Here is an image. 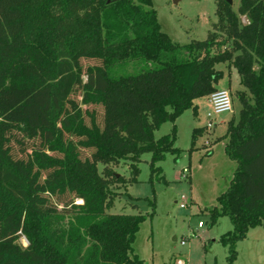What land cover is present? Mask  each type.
Listing matches in <instances>:
<instances>
[{
	"label": "trees",
	"instance_id": "1",
	"mask_svg": "<svg viewBox=\"0 0 264 264\" xmlns=\"http://www.w3.org/2000/svg\"><path fill=\"white\" fill-rule=\"evenodd\" d=\"M217 1L208 38L180 45L153 0H0V264H143L133 244L147 217L109 213L121 196L112 185L137 183L146 153L152 176L167 153L179 155L175 126L154 133L198 113L195 101L224 76L218 64L235 68L244 88L226 135L237 168L211 210L213 224L233 223L220 239L228 263L264 228V0H241L239 12ZM122 161L129 180L112 168Z\"/></svg>",
	"mask_w": 264,
	"mask_h": 264
},
{
	"label": "rangeland",
	"instance_id": "2",
	"mask_svg": "<svg viewBox=\"0 0 264 264\" xmlns=\"http://www.w3.org/2000/svg\"><path fill=\"white\" fill-rule=\"evenodd\" d=\"M217 2L153 0V8L157 11L162 31L174 42L186 45L208 38L212 24L218 21ZM240 4L241 0H232L233 11L239 12ZM242 21L247 22L246 17H242ZM92 64V61H83L85 67ZM216 68L224 73L217 88L231 91L233 112L214 116V127L210 130L207 129L208 113L212 110L209 97L196 100L197 114L189 109L175 123L164 122L154 133L155 139H160L170 134L175 126V147L179 155L167 153L164 160L156 163L161 172L152 176V154L146 153L138 164L140 174L137 183L112 185V189L120 192L121 196L109 213L147 217L133 244L134 253L144 261L143 264H229L228 248L220 239L233 230V223L230 217L220 216L213 224L211 210L220 207L218 197L228 189L237 168L236 161L226 152V135L230 123L240 120L242 105L237 93L244 88L235 68L228 64H218ZM127 69L132 71L131 67ZM72 98L82 101L80 92L74 93ZM82 108L84 111L94 109L85 105ZM195 129H201V132L193 140ZM29 145L32 147L28 154H31L37 143L30 141ZM15 154L22 156L19 147L15 148ZM90 154V151H83L84 157ZM129 165V161H122L112 168L129 180ZM103 169L104 166L99 165L100 173ZM181 204L185 208H181ZM200 222L205 224L203 228L199 227ZM19 243L26 247L28 240L22 236ZM236 250L234 264H264V228L251 229L247 238L237 244Z\"/></svg>",
	"mask_w": 264,
	"mask_h": 264
},
{
	"label": "built area",
	"instance_id": "3",
	"mask_svg": "<svg viewBox=\"0 0 264 264\" xmlns=\"http://www.w3.org/2000/svg\"><path fill=\"white\" fill-rule=\"evenodd\" d=\"M209 102L211 104L212 110L208 113L209 122L207 125V129H213V117L216 115H220L223 113H231L233 112V96L230 90L228 89H221L217 90L213 94L209 96ZM184 172H187L185 170ZM185 200V197H183ZM181 208H185L184 204L180 205ZM205 224L203 222L199 223V227L203 228ZM194 234H191L193 236ZM183 244H185L183 242ZM179 263H182L181 261Z\"/></svg>",
	"mask_w": 264,
	"mask_h": 264
},
{
	"label": "water",
	"instance_id": "4",
	"mask_svg": "<svg viewBox=\"0 0 264 264\" xmlns=\"http://www.w3.org/2000/svg\"><path fill=\"white\" fill-rule=\"evenodd\" d=\"M177 1V0H176ZM230 5H232V0H226ZM119 176V175H118Z\"/></svg>",
	"mask_w": 264,
	"mask_h": 264
},
{
	"label": "crops",
	"instance_id": "5",
	"mask_svg": "<svg viewBox=\"0 0 264 264\" xmlns=\"http://www.w3.org/2000/svg\"><path fill=\"white\" fill-rule=\"evenodd\" d=\"M223 89H225V88H223ZM219 90H221V89H219Z\"/></svg>",
	"mask_w": 264,
	"mask_h": 264
}]
</instances>
